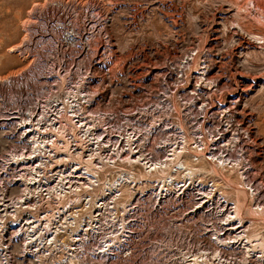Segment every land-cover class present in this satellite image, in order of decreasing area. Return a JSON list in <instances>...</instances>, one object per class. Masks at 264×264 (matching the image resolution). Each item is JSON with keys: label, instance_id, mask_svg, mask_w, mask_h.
I'll return each mask as SVG.
<instances>
[{"label": "rangeland", "instance_id": "obj_1", "mask_svg": "<svg viewBox=\"0 0 264 264\" xmlns=\"http://www.w3.org/2000/svg\"><path fill=\"white\" fill-rule=\"evenodd\" d=\"M237 22L254 31L264 28V9L253 6L251 0H0V109L4 96L11 98L20 94V88L41 84L63 60L94 68L100 76L95 86L103 98L98 107L106 110H112L115 103L136 100L144 89L154 90L164 75L168 79L171 71L178 69L188 71L191 80L187 89H195L202 98L208 97L203 86L218 90L210 95L214 112H219L216 114L224 124L237 126L231 118L237 116L243 129L249 131L242 147L237 146L235 159L227 158L226 166L215 163L213 169L207 156L198 160L187 153L183 159L189 157L188 167L201 170L196 169V181L187 183L183 172L170 170L174 182L166 190L171 198L166 206L154 184L122 186L124 215L113 213L115 200L106 193L109 198L102 213H96L93 206L89 213L70 219L75 225H86V230L57 232L55 236L11 232L8 219L1 223L0 214V264H68V258L73 257L68 246L77 241L86 244L87 254H78L75 264H89L87 261L101 250L108 254L106 264H151L152 243L161 256L157 264H264V85L248 89L238 82L242 75H264V61L255 57L252 63L244 54L230 58L229 51L237 40L230 27H238ZM215 28L219 30L217 40ZM254 41L260 44L263 39ZM96 55L116 70L109 78L118 82L116 86L103 79L107 83L102 87L101 65L93 58ZM211 73L216 76L213 81L206 79ZM238 88L242 95L233 108L222 98L237 93ZM116 93L124 96L121 101L114 99ZM84 122L92 138L108 133L103 132V123ZM3 129L0 125V155L11 161L15 143L5 138ZM115 132L106 136L110 150ZM125 145H120V155L100 144L101 163L107 154L120 155L119 161L125 162ZM171 160L165 168L172 167ZM165 168L152 177L167 175ZM101 176L108 183L117 177L111 168L102 170ZM19 191L17 186L11 189L12 194ZM237 201L239 213L235 211ZM47 236L49 243H39ZM125 242L133 250L125 260L105 249L107 243L117 248ZM187 242L190 246L185 247ZM204 251L207 254L202 255ZM187 252L190 258H186Z\"/></svg>", "mask_w": 264, "mask_h": 264}, {"label": "built area", "instance_id": "obj_2", "mask_svg": "<svg viewBox=\"0 0 264 264\" xmlns=\"http://www.w3.org/2000/svg\"><path fill=\"white\" fill-rule=\"evenodd\" d=\"M93 58L101 65L102 87L107 82L116 86L118 82L109 79L116 71L114 67L98 55ZM99 77L91 65L78 66L63 60L52 74L44 76L41 84L30 89L20 88L19 95L2 98L0 125L4 127L5 138L15 143L13 160L0 155L1 223L8 219L11 232H45L54 236L57 232H83L86 225H75L70 219L89 213L93 206L96 213H102L109 198L106 193L115 200L113 213L124 215L126 195L120 188L126 183L131 188L138 184L156 185L157 196L166 206L171 199L166 190L174 182L169 178L170 170L180 171L178 161L187 153L197 158L221 154L231 158L236 156L237 146L242 147L240 143L248 136L241 128L236 132L232 122L224 124L221 121L214 112L212 99L202 98L195 89H187L191 79L186 70H172L170 77L167 79L164 75L154 90L144 89L136 100L115 103L112 110L98 107L103 99L95 86ZM103 79L107 82L103 83ZM8 81L6 79V85H9ZM114 97L121 101L124 96L116 93ZM231 118L234 121V117ZM84 120L103 123V132L108 133H102L100 139L92 138ZM222 124L230 127L227 130L229 137L235 134L239 139L228 145ZM114 131V147L110 150L106 136ZM213 138L222 140L219 143L226 152H222L221 146H213ZM100 144L120 155L123 152L120 145L126 144L127 160L120 162V155L107 154L102 164ZM170 157L173 158L172 167L165 168ZM107 168L117 175L113 183L104 182L101 176L102 170ZM163 168L167 175L152 177L159 170L163 172ZM8 174L16 175L6 177ZM15 186L20 191L12 194L11 189ZM178 199L182 200L183 196ZM46 238L39 239V243H49V236ZM77 242L68 246L73 254L66 261L68 264H75L78 254H87L86 244ZM127 242L117 248H110L107 243L105 249L118 257L121 254L125 260L133 251L127 247ZM187 246H190L188 242ZM204 253L207 254L204 251L202 255ZM149 254L151 264L160 262L161 256L155 251L154 243ZM186 254H189L186 258L191 257L190 252ZM106 255L101 250L87 262L106 264Z\"/></svg>", "mask_w": 264, "mask_h": 264}, {"label": "bare ground", "instance_id": "obj_3", "mask_svg": "<svg viewBox=\"0 0 264 264\" xmlns=\"http://www.w3.org/2000/svg\"><path fill=\"white\" fill-rule=\"evenodd\" d=\"M251 3L253 4V6H257V7H259V8H262V9H264V1L263 0H251ZM238 4V3H237ZM230 7H233L232 5H229ZM237 6V5H236ZM222 8V7H221ZM241 11V10H240ZM231 11H227V13L229 14ZM242 12V11H241ZM220 14H221V12H220ZM238 16V15H237ZM220 18H221V16H219ZM218 18V17H217ZM237 25H238V27H236L235 25H232L231 27H230V29L232 30V32H234L236 35H237V40H236V43L235 44H233L232 46H231V49H230V51H229V54H230V58H234V57H237V58H240V56L242 55L243 56V54L245 55V56H243V57H245V59L247 60V61H250V62H252L253 63V59L255 58V57H259V58H262V60L264 61V51H263V49H264V47H263V45H264V28H260V27H257V28H255V29H257V31H254V30H250V29H252V28H246V27H243V24H241L240 22H237ZM216 29V28H215ZM218 32H219V30H214V34H215V36H214V39L215 40H217L218 39ZM259 38H262L263 39V41H261V42H259L260 44H258L257 42H255L254 41V39H259ZM261 45V46H260ZM261 48H263V49H261ZM246 52V53H245ZM230 63V62H229ZM249 63V62H248ZM257 63V62H256ZM232 64V63H231ZM251 64V63H250ZM233 65L235 66V64L233 63ZM233 66V67H234ZM208 67V66H207ZM234 70H236L237 71V68H235L234 67ZM248 72V71H247ZM244 74V73H243ZM205 75V74H204ZM214 77H216L215 75H213V73H211L210 75H208V77L206 76V79L208 80V79H212L211 81H213V78ZM198 79V78H197ZM210 81V82H211ZM220 81V80H219ZM209 82V83H210ZM237 82V81H236ZM239 82V84H240V86H242V85H244V84H246L247 86L246 87H248V89H254V87H258V86H262V85H264V75L262 74V75H250L249 76V74H248V76L247 75H242V77H241V79L238 81ZM215 85V84H214ZM216 85H217V83H216ZM238 85V84H237ZM238 87H239V85H238ZM215 89H216V87H215ZM223 89V88H222ZM246 89V88H245ZM243 87H242V89L241 90H245ZM204 90H205V93L204 94H208V97H207V99L208 100H210V99H212L213 97H212V95H210L212 92H213V90H212V87H208L207 88V86L205 87L204 86ZM203 91V90H202ZM246 91V90H245ZM217 92H218V90H217ZM217 92H213L214 94L215 93H217ZM221 94V93H220ZM228 94V93H227ZM209 95L211 96V97H209ZM216 95V94H215ZM214 95V97H216ZM241 92H240V89L238 88V91H237V93H234V94H229L227 97H224V98H222V99H224L225 100V98H226V104H229L231 107H233V108H235V105L237 104V103H239L238 101H240L239 99H240V97H241ZM202 96H203V94H202ZM205 96V95H204ZM221 96V95H220ZM219 96V97H220ZM224 96V95H223ZM204 98V97H203ZM217 99V98H216ZM219 99L220 98H218V100L216 101V102H219V104L221 103L220 101H219ZM213 101H214V99H212ZM223 100V101H224ZM224 101V102H225ZM223 102V103H224ZM214 103V102H213ZM218 104V103H217ZM214 105V104H213ZM222 105V104H221ZM228 105V107H230ZM220 106V105H219ZM237 106V105H236ZM230 107V108H231ZM221 108V107H220ZM220 111L221 110H223V109H219ZM224 111V110H223ZM223 111H221V112H223ZM227 111H228V108H227ZM234 111V110H233ZM218 111H216V113H217ZM231 112V111H230ZM219 113V112H218ZM224 114V113H223ZM231 115V114H230ZM235 115V114H234ZM220 116H222V115H220ZM224 116V115H223ZM226 116V115H225ZM233 116V115H232ZM234 117V116H233ZM214 118V117H213ZM226 118V117H225ZM234 122H235V124L238 126H235L234 125V130L236 131V130H238L239 131V129L241 128V129H243V127H242V124L240 123V121H239V119H238V117L237 116H235L234 117ZM243 122V121H242ZM230 127H228V126H226V125H224V124H222V128H221V130H223V136H224V138H227L228 137V139H226V140H228V145H230L231 143H233L234 141H235V138H236V136L237 135H233V137H229V131H227L228 129H229ZM239 128V129H238ZM246 133H247V135L249 136V131L247 130V129H243ZM227 131V132H226ZM237 132V131H236ZM248 139H249V137H248ZM219 139H215V138H213V141H214V143H213V146H217L218 148H220V144L221 143H219L220 141H222V140H219ZM240 144H242V143H240ZM247 144V143H246ZM245 145V144H244ZM246 147V146H245ZM221 148H223V146H221ZM224 149V148H223ZM248 149V148H247ZM246 149V150H247ZM248 151V150H247ZM222 152H226V150L224 149ZM213 153H216V152H213ZM242 155H243V153H242ZM189 156V155H188ZM193 156V155H192ZM192 158V157H191ZM195 158V157H194ZM227 158H230V157H226V156H224V155H218V156H215V157H209V158H207L208 159V164H210L212 167L211 168H213V169H216L215 168V163H217V165L218 164H220L221 163V165H220V167L223 165V166H226L227 164ZM187 159H189V157L188 158H186V159H182V160H180V161H178V166H179V168H181V170L180 171H178L179 173H182L183 172V179H184V182L185 183H187L186 181L187 180H192V182H194V181H196L195 180V178H194V175L195 174H197L196 172H197V170L199 171V170H201V168H195L194 169V167H193V169L192 168H190V166L188 167V160ZM196 159H198V160H200L199 158H197L196 157ZM206 159V160H207ZM232 159H235V155H233L232 156ZM192 160H194L195 161V159H193L192 158ZM156 165H157V163L155 164V167H156ZM161 165V164H160ZM214 165V166H213ZM219 166V165H218ZM250 166V165H249ZM232 167V166H231ZM224 168V167H223ZM197 169V170H196ZM224 170V169H223ZM177 170L175 169V172H176ZM202 175V174H201ZM180 177V176H179ZM169 178L170 179H172V177L171 176H169ZM182 179V178H181ZM182 179V180H183ZM247 182V181H246ZM128 185V183H126L125 184V186H127ZM214 186V185H213ZM238 203H240L239 201H237V204H236V212H238L239 213V211H240V209H241V205L239 206L238 205ZM235 212V213H236ZM242 214V213H241ZM240 214V215H241ZM233 215H234V213H233ZM237 215V214H236ZM230 216V215H229ZM243 216V215H242ZM243 220V219H242ZM237 229V228H236ZM218 236V235H217ZM74 237V236H73ZM238 237V236H237ZM216 238H218V237H216ZM221 238V237H220ZM218 240H220V239H218ZM222 240V239H221ZM220 240V241H221ZM46 241H47V238H46ZM45 241V243H47ZM31 244V243H30ZM248 244V243H247ZM242 245V244H241ZM250 246V245H249ZM42 247V246H41ZM36 248V247H35ZM38 249V248H37ZM53 250V249H52ZM251 250V249H250ZM247 251V250H246ZM46 252V251H45ZM251 252V251H250Z\"/></svg>", "mask_w": 264, "mask_h": 264}]
</instances>
